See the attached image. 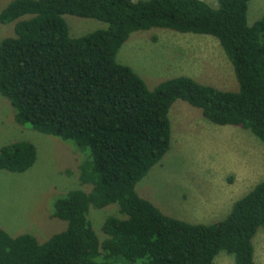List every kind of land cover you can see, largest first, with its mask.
I'll list each match as a JSON object with an SVG mask.
<instances>
[{"label":"trees","instance_id":"obj_1","mask_svg":"<svg viewBox=\"0 0 264 264\" xmlns=\"http://www.w3.org/2000/svg\"><path fill=\"white\" fill-rule=\"evenodd\" d=\"M251 0H11L0 23L15 36L0 42V94L19 125L71 142L85 154L80 182L53 202L67 228L44 243L0 227V264H256L254 238L264 228V180L237 200L228 216L193 224L163 213L137 184L171 148L170 109L177 100L220 126L250 130L264 143V14L248 23ZM66 15L106 27L70 37ZM152 28L215 37L231 62L238 91L186 75L150 89L117 54L131 34ZM32 142L0 149V171L23 173L36 162ZM117 204L100 240L90 208Z\"/></svg>","mask_w":264,"mask_h":264},{"label":"rangeland","instance_id":"obj_2","mask_svg":"<svg viewBox=\"0 0 264 264\" xmlns=\"http://www.w3.org/2000/svg\"><path fill=\"white\" fill-rule=\"evenodd\" d=\"M218 7V0H204ZM11 0H0L4 9ZM264 14V0H251L248 23ZM70 37L76 38L106 27L93 18L66 15ZM15 23H0V42L15 36ZM150 89L161 82L186 75L204 85L238 91L234 68L219 41L210 35L182 34L152 28L131 34L117 54ZM172 140L164 158L136 186L138 194L163 213L193 224L225 219L233 204L264 180V143L250 130L220 126L206 119L201 109L177 100L170 109ZM29 141L37 151L35 164L26 172L0 171V227L11 236L34 235L40 243L67 228L53 216V202L71 190L86 192L79 165L86 158L77 147L57 137L19 125L10 101L0 94V149ZM111 216L125 218L117 204L91 207L89 219L100 240L107 235L104 222ZM256 264H264V228L254 238ZM214 264H234L225 251Z\"/></svg>","mask_w":264,"mask_h":264}]
</instances>
